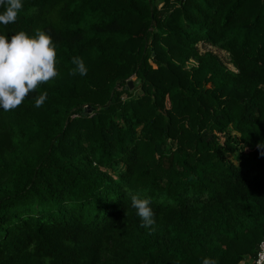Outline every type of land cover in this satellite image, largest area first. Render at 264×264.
Listing matches in <instances>:
<instances>
[{
	"label": "trees",
	"instance_id": "1",
	"mask_svg": "<svg viewBox=\"0 0 264 264\" xmlns=\"http://www.w3.org/2000/svg\"><path fill=\"white\" fill-rule=\"evenodd\" d=\"M156 1L23 0L0 24L9 39L46 31L58 70L0 108V264H254L264 0ZM76 56L86 75L70 74Z\"/></svg>",
	"mask_w": 264,
	"mask_h": 264
},
{
	"label": "clouds",
	"instance_id": "2",
	"mask_svg": "<svg viewBox=\"0 0 264 264\" xmlns=\"http://www.w3.org/2000/svg\"><path fill=\"white\" fill-rule=\"evenodd\" d=\"M23 0H0V24L7 26L15 23L18 12L23 8ZM56 45L51 36L40 28L30 37L24 31L11 35L0 34V108L9 111L22 104L25 97L37 90L38 86L57 77ZM75 66L70 74H87V67L79 56L73 57ZM47 99V92L34 97L35 107H41ZM258 151L264 155V145H257ZM131 206L141 220V227L150 228L155 224V212L150 200L131 193ZM202 264H216L212 259L205 258Z\"/></svg>",
	"mask_w": 264,
	"mask_h": 264
},
{
	"label": "rangeland",
	"instance_id": "3",
	"mask_svg": "<svg viewBox=\"0 0 264 264\" xmlns=\"http://www.w3.org/2000/svg\"><path fill=\"white\" fill-rule=\"evenodd\" d=\"M156 2H158V4L160 5V7L163 5V1L162 0H157ZM207 50H211L212 52L218 54L219 56H221V58H223V60H225L226 62L229 60V56L222 52V51H219L217 50L216 48H213V47H209V45L207 46H202L201 45V52H205ZM196 65V62L195 61H190L188 64H187V67L190 69L191 67L195 66ZM228 67H230L231 69H233V66L229 63ZM134 82H135V78L133 79V87L131 88V90H135V85H134ZM136 93H139L138 91ZM228 157L230 159H234V156L233 155H228ZM248 263V262H247Z\"/></svg>",
	"mask_w": 264,
	"mask_h": 264
},
{
	"label": "built area",
	"instance_id": "4",
	"mask_svg": "<svg viewBox=\"0 0 264 264\" xmlns=\"http://www.w3.org/2000/svg\"><path fill=\"white\" fill-rule=\"evenodd\" d=\"M254 264H264V240L260 244L257 258L254 260Z\"/></svg>",
	"mask_w": 264,
	"mask_h": 264
},
{
	"label": "water",
	"instance_id": "5",
	"mask_svg": "<svg viewBox=\"0 0 264 264\" xmlns=\"http://www.w3.org/2000/svg\"><path fill=\"white\" fill-rule=\"evenodd\" d=\"M129 86H130V88L133 87V80L129 82ZM87 110H88V111H91L92 109H91V108H87Z\"/></svg>",
	"mask_w": 264,
	"mask_h": 264
},
{
	"label": "crops",
	"instance_id": "6",
	"mask_svg": "<svg viewBox=\"0 0 264 264\" xmlns=\"http://www.w3.org/2000/svg\"><path fill=\"white\" fill-rule=\"evenodd\" d=\"M242 264H249V262L247 263V261H244V262H242Z\"/></svg>",
	"mask_w": 264,
	"mask_h": 264
}]
</instances>
